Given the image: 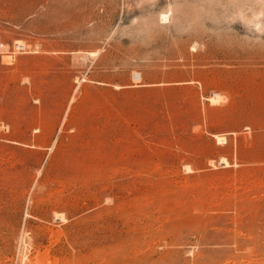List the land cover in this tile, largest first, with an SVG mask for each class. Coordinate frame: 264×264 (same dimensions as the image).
<instances>
[{
    "label": "rangeland",
    "instance_id": "1",
    "mask_svg": "<svg viewBox=\"0 0 264 264\" xmlns=\"http://www.w3.org/2000/svg\"><path fill=\"white\" fill-rule=\"evenodd\" d=\"M1 44L0 264H264V0H0Z\"/></svg>",
    "mask_w": 264,
    "mask_h": 264
},
{
    "label": "bare ground",
    "instance_id": "2",
    "mask_svg": "<svg viewBox=\"0 0 264 264\" xmlns=\"http://www.w3.org/2000/svg\"><path fill=\"white\" fill-rule=\"evenodd\" d=\"M162 20H163L164 22H166V20H167V16L164 15L163 18H162ZM137 76H138V75H137ZM136 78H139V77H136ZM217 98H218V95L215 94V95H213V96L210 98V100H211L212 102H214V101H216Z\"/></svg>",
    "mask_w": 264,
    "mask_h": 264
},
{
    "label": "built area",
    "instance_id": "3",
    "mask_svg": "<svg viewBox=\"0 0 264 264\" xmlns=\"http://www.w3.org/2000/svg\"><path fill=\"white\" fill-rule=\"evenodd\" d=\"M3 46H4V45L1 44V45H0V48H2Z\"/></svg>",
    "mask_w": 264,
    "mask_h": 264
}]
</instances>
